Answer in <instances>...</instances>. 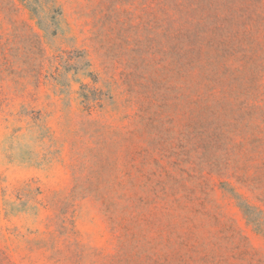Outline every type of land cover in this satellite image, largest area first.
<instances>
[{
	"label": "rangeland",
	"instance_id": "obj_1",
	"mask_svg": "<svg viewBox=\"0 0 264 264\" xmlns=\"http://www.w3.org/2000/svg\"><path fill=\"white\" fill-rule=\"evenodd\" d=\"M0 264H264V0H0Z\"/></svg>",
	"mask_w": 264,
	"mask_h": 264
}]
</instances>
